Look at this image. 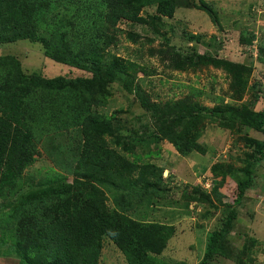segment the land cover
<instances>
[{
  "label": "trees",
  "instance_id": "obj_1",
  "mask_svg": "<svg viewBox=\"0 0 264 264\" xmlns=\"http://www.w3.org/2000/svg\"><path fill=\"white\" fill-rule=\"evenodd\" d=\"M149 6H156L157 14L147 20L141 12ZM189 7L216 22L210 9L196 0H0V46L21 40L39 44L44 57L90 74L71 79L28 76L16 57L0 56V243L11 244L17 264H97L106 240L129 264H153L147 251L161 250L165 227L147 219L149 209L164 199L165 189L163 169L148 161V148L167 140L183 154L202 153L196 140L206 120L243 134L234 140L241 143L243 166L233 179V170L215 164L212 179H204L210 181L209 189L200 185L185 193L187 205L220 206L221 217L209 231L198 264H214L218 259L241 264L242 256L251 261L256 239L246 236L249 248L243 245V249L229 241L239 219L238 207L259 187L256 171L264 163V109L257 110L255 87H247L249 68L196 55H185L180 65L175 64L176 70L202 64L222 69L234 101L244 102L250 92L247 103L216 107L205 115L188 97L161 105L141 95L133 85L132 65L109 49L117 44L121 22L157 32L162 18H172L176 8ZM66 8L79 12L78 17L85 13L82 23L75 20L73 29L54 30ZM114 83L137 93L139 106L149 117L142 134L115 133L95 106V100L111 95ZM250 131L263 139L252 137ZM51 138H64L72 147L70 141L79 140L72 180L67 183L66 175L53 172L43 183L31 185L26 170L36 162L39 146ZM50 147L66 150L62 145ZM229 177L235 188L225 200L220 190ZM260 189L264 194V186Z\"/></svg>",
  "mask_w": 264,
  "mask_h": 264
},
{
  "label": "rangeland",
  "instance_id": "obj_2",
  "mask_svg": "<svg viewBox=\"0 0 264 264\" xmlns=\"http://www.w3.org/2000/svg\"><path fill=\"white\" fill-rule=\"evenodd\" d=\"M196 2L204 3L210 9L215 16V23L211 16L194 7L176 8L172 18H162L157 22V32L152 31V27L123 21L118 25L117 44L109 48L110 52L132 65L133 85L140 88L141 95L161 105L188 97L197 101L205 115L216 107L247 103L250 92L244 95V102L234 101L229 91V77L222 69L202 64L176 70L175 64L180 65L185 55L242 64L249 68L247 87L252 89L254 86L253 92L257 91L259 97L256 102L259 106L257 110L264 109V0ZM78 14L79 12L76 14L66 8L61 21L53 29H73L75 20L81 24L85 15L81 12L82 17H78ZM156 14V6L146 7L141 12L142 17L147 20ZM130 36L134 41L130 40ZM7 55L16 57L28 76L37 74L44 78L61 76L69 79L90 77L88 72L44 57L39 44L25 40L1 45L0 56ZM111 87L108 98L94 102L109 119L107 126L121 135L142 134L149 117L140 108L137 93L126 92L122 83H114ZM204 123V129L196 140L204 149L202 153L189 150L183 154L167 140L150 144L148 148V161L163 169L162 186L165 189L164 199L159 201V206L153 207L154 210L149 209L147 219L165 227V242L161 250L157 253L147 251V258L150 257L153 264L200 262L209 231L221 217L220 206L215 204L218 208L215 209L204 202L203 206L192 202L187 205L185 193L192 192L193 187L203 184L205 178L211 180L210 171L215 164L233 170V179L236 170L243 166L240 160L241 143L234 144V140L243 134H233L232 131L236 128L232 130L218 126L216 120H206ZM248 133L256 139H263V136L253 131ZM47 142L52 146L62 145L66 150L55 151L48 144L40 145L36 162L26 170L27 179L32 180L31 185L37 181L43 183L46 178L53 176V172H57L66 175L67 183H70L74 157L76 153H80L79 140L70 141L74 143L73 147L64 138H51ZM183 142L186 143V140ZM232 178H227L220 190L225 200H230L235 188ZM256 185L259 187L252 189L238 207L239 219L229 238L233 246L241 249L243 245L244 248H249L244 242L246 236L258 241L253 256H250L251 261L242 256L241 264H264V201L258 196H264L260 192V187L264 186V163L256 171ZM250 215H254V218ZM10 247L8 242L0 243V264H17L18 260L11 255ZM97 264L129 263L124 254L111 241L106 240ZM214 264L234 262L218 259Z\"/></svg>",
  "mask_w": 264,
  "mask_h": 264
},
{
  "label": "built area",
  "instance_id": "obj_3",
  "mask_svg": "<svg viewBox=\"0 0 264 264\" xmlns=\"http://www.w3.org/2000/svg\"><path fill=\"white\" fill-rule=\"evenodd\" d=\"M209 187H210V183L208 181H206L205 188H209Z\"/></svg>",
  "mask_w": 264,
  "mask_h": 264
},
{
  "label": "clouds",
  "instance_id": "obj_4",
  "mask_svg": "<svg viewBox=\"0 0 264 264\" xmlns=\"http://www.w3.org/2000/svg\"><path fill=\"white\" fill-rule=\"evenodd\" d=\"M206 181H208L209 183H210V181L209 180H206ZM206 181H204V183L203 184H201V186L202 187H204L205 188V183H206ZM209 189V188H208Z\"/></svg>",
  "mask_w": 264,
  "mask_h": 264
}]
</instances>
